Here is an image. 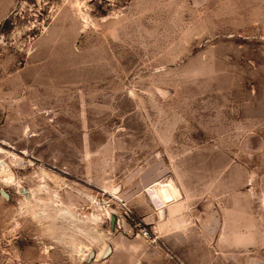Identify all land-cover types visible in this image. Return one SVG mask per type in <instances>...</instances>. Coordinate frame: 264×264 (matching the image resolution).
<instances>
[{
  "label": "rangeland",
  "instance_id": "374dc122",
  "mask_svg": "<svg viewBox=\"0 0 264 264\" xmlns=\"http://www.w3.org/2000/svg\"><path fill=\"white\" fill-rule=\"evenodd\" d=\"M0 149V264H104L109 235L152 231L146 189L167 183L187 228L174 253L213 250L218 216L241 244L222 262L259 260L264 0H0Z\"/></svg>",
  "mask_w": 264,
  "mask_h": 264
},
{
  "label": "crops",
  "instance_id": "0c3cea01",
  "mask_svg": "<svg viewBox=\"0 0 264 264\" xmlns=\"http://www.w3.org/2000/svg\"><path fill=\"white\" fill-rule=\"evenodd\" d=\"M175 190L178 192L176 188ZM168 202L166 201L165 204L160 207L161 210L159 208H155V215L157 217L156 222L150 221V216L143 218V224H146V226L149 225L153 232V236H155L154 244H150L148 241L139 236L133 238L126 236L129 229L128 227L124 228V226L123 231L115 232L109 235V253L105 257L106 260L104 264H224V262H222V259L224 258V248L229 246L237 248L241 245L235 243L236 235L234 234L233 239L230 240L228 238V241H233V243H225L224 232L219 234V217L212 216V224H210L206 219L207 222H204L205 220L203 221L204 229H202L209 237L217 235L215 238L216 243H214L215 248L212 246L214 248L213 250H209L208 244L202 246L200 243V245H198V250L192 249V251L188 250L186 252L174 253V248L177 249L178 246H183V243L173 246L172 242L176 238H171L184 236V232L187 231V228L184 227L182 222L186 219L183 218V216L181 218L178 217V211L180 210L179 204H169ZM195 219L198 220L197 218ZM199 235L202 236V233ZM243 245L245 246L246 243H243ZM258 249H262V257H260L259 260L251 258L246 259V264H264L263 245H259L254 251H257ZM235 250L232 249V251ZM100 251L101 250H99V252ZM98 253L95 251V255Z\"/></svg>",
  "mask_w": 264,
  "mask_h": 264
},
{
  "label": "bare ground",
  "instance_id": "6f19581e",
  "mask_svg": "<svg viewBox=\"0 0 264 264\" xmlns=\"http://www.w3.org/2000/svg\"><path fill=\"white\" fill-rule=\"evenodd\" d=\"M2 152H3V150L0 149V153H2ZM15 158L16 157H14L13 159H15ZM8 166L9 165L4 160H0V181H1V183H4L5 185L6 184H9V185L14 184V178H13L10 170L8 169ZM167 184H165L163 186V190L161 191L162 193L157 192L155 190L154 186H150L149 188L146 189V195L148 196L149 200L151 201V204L156 209H158V208L160 209V207H162L167 200L172 201L178 197L177 191L175 190L174 186H172L170 183H167ZM30 194L32 196L31 192H30ZM24 203L30 204V197L29 196L25 198ZM40 212H41V214H43L42 210ZM107 215L109 216L108 212H107ZM56 218L63 219L64 221H67L70 225H72L75 228L77 233H80L83 236L87 237V239L91 243H101L103 238H104V236L100 233H94L93 230H86V229H83L81 226H79L78 222H77L78 219L75 218L74 215L72 213H70V211L66 207L57 208ZM96 221H97V217L92 215L90 222L95 223ZM80 223L82 224V222H80ZM71 242H73V241H71ZM76 245H77V247L74 248L75 254L79 257L85 256L86 254L83 252L85 247L81 244H78V243H76ZM103 253H104V251L101 250L98 254H96L97 256L95 258L97 259V258L102 257Z\"/></svg>",
  "mask_w": 264,
  "mask_h": 264
},
{
  "label": "built area",
  "instance_id": "2783aa9c",
  "mask_svg": "<svg viewBox=\"0 0 264 264\" xmlns=\"http://www.w3.org/2000/svg\"><path fill=\"white\" fill-rule=\"evenodd\" d=\"M118 221V220H117ZM136 236L143 238L144 240L148 241L150 244H154L155 236H153V232L150 229L141 228Z\"/></svg>",
  "mask_w": 264,
  "mask_h": 264
},
{
  "label": "water",
  "instance_id": "95a60500",
  "mask_svg": "<svg viewBox=\"0 0 264 264\" xmlns=\"http://www.w3.org/2000/svg\"><path fill=\"white\" fill-rule=\"evenodd\" d=\"M0 193H1V195H3V197H5V198L8 197L6 194H4L3 191H1ZM24 193H26V191H24ZM26 197H28V196H26ZM109 220H110V227H111V229H112V228H113V225H114V221H115L114 216H111V217L109 218ZM104 248H105V249H103L104 253H103L102 257L105 258V257L108 255V253H109V246H108V247H104ZM93 255H94L93 252H89V255H88V256H89L90 258H92ZM102 257H100V258H102ZM100 258H99V259H100Z\"/></svg>",
  "mask_w": 264,
  "mask_h": 264
}]
</instances>
